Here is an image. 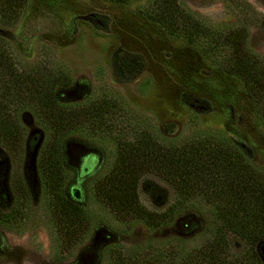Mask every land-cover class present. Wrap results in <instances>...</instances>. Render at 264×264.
Returning a JSON list of instances; mask_svg holds the SVG:
<instances>
[{
	"label": "rangeland",
	"instance_id": "rangeland-1",
	"mask_svg": "<svg viewBox=\"0 0 264 264\" xmlns=\"http://www.w3.org/2000/svg\"><path fill=\"white\" fill-rule=\"evenodd\" d=\"M154 1L28 0L15 24L0 22V35L21 71L45 69L46 75L68 80L65 103L83 107L105 99L122 115L121 135L104 136L80 124L64 136L63 185L70 195L78 194L86 226L81 238L65 242L39 171L41 145L50 132L29 109L19 111L28 139L24 153L10 163L0 150V264H115L127 253L136 258L130 264H160L176 238L185 241L186 251L201 245L214 211L207 204L194 200L167 224L152 228L116 215L94 197L97 180L113 165L117 143L133 139L138 129L181 141L199 131L227 135L264 172V118L239 80L217 69L225 47L218 33L231 29H246V46L264 59V0H179L215 34L193 42L153 20ZM128 61L135 64L130 74L123 70ZM31 138L34 147L28 146ZM20 184L19 197L12 191ZM138 196L159 214L177 198L155 174L141 178Z\"/></svg>",
	"mask_w": 264,
	"mask_h": 264
},
{
	"label": "trees",
	"instance_id": "trees-1",
	"mask_svg": "<svg viewBox=\"0 0 264 264\" xmlns=\"http://www.w3.org/2000/svg\"><path fill=\"white\" fill-rule=\"evenodd\" d=\"M27 2L0 0V22L6 26L15 24ZM154 7L153 20L172 35H181L189 42L215 35L179 0H156ZM218 34L225 47L217 69L239 80L264 118V59L246 46V29ZM134 65L126 62L124 72L130 74ZM42 70L45 71H21L0 35V150L10 163L22 157L28 139L18 114L24 108L33 112L37 122L50 132L41 145L39 171L54 199L60 232L69 242L81 238L86 226L78 194L72 192L71 196L63 185L64 136L80 124L104 136L121 135L117 117L122 115L116 116L114 104L105 99L83 107L65 103L68 80L53 73L46 75ZM28 143L34 147L36 138ZM3 158L0 152V164ZM147 174H155L173 188L177 198L168 212L148 211L139 203V183ZM21 186L12 191L16 196L23 194ZM94 197L116 215L141 220L152 228L164 226L173 213L194 200L213 208L211 222L204 228V242L186 251L185 241L176 238L173 246L164 249L160 264H264V172L254 168L244 146L227 135L199 131L181 141L162 134L151 136L147 130L138 129L133 139L117 143L113 165L97 180ZM235 243L242 249H236ZM129 256L130 253L126 259L118 256L115 264H130L136 259Z\"/></svg>",
	"mask_w": 264,
	"mask_h": 264
}]
</instances>
